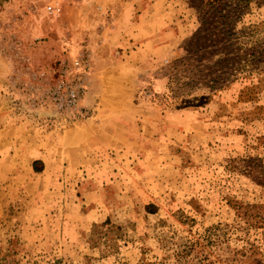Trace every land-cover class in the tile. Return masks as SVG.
Wrapping results in <instances>:
<instances>
[{"label":"rangeland","instance_id":"rangeland-1","mask_svg":"<svg viewBox=\"0 0 264 264\" xmlns=\"http://www.w3.org/2000/svg\"><path fill=\"white\" fill-rule=\"evenodd\" d=\"M0 264H264V0H0Z\"/></svg>","mask_w":264,"mask_h":264},{"label":"built area","instance_id":"built-area-1","mask_svg":"<svg viewBox=\"0 0 264 264\" xmlns=\"http://www.w3.org/2000/svg\"><path fill=\"white\" fill-rule=\"evenodd\" d=\"M80 63L76 61L77 66H80ZM86 94L85 81L79 76L73 80H58L47 88L43 97L58 109L81 110L80 102Z\"/></svg>","mask_w":264,"mask_h":264}]
</instances>
